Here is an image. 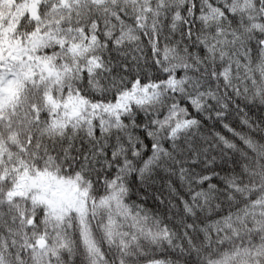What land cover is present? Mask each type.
I'll use <instances>...</instances> for the list:
<instances>
[{"label": "snow or ice", "instance_id": "snow-or-ice-1", "mask_svg": "<svg viewBox=\"0 0 264 264\" xmlns=\"http://www.w3.org/2000/svg\"><path fill=\"white\" fill-rule=\"evenodd\" d=\"M0 264H264V0H0Z\"/></svg>", "mask_w": 264, "mask_h": 264}]
</instances>
